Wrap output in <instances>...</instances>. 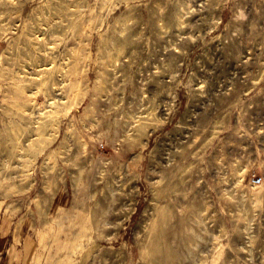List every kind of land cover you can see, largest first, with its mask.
<instances>
[{
	"label": "rangeland",
	"instance_id": "1",
	"mask_svg": "<svg viewBox=\"0 0 264 264\" xmlns=\"http://www.w3.org/2000/svg\"><path fill=\"white\" fill-rule=\"evenodd\" d=\"M0 264H264V0H0Z\"/></svg>",
	"mask_w": 264,
	"mask_h": 264
},
{
	"label": "built area",
	"instance_id": "2",
	"mask_svg": "<svg viewBox=\"0 0 264 264\" xmlns=\"http://www.w3.org/2000/svg\"><path fill=\"white\" fill-rule=\"evenodd\" d=\"M252 181H253L254 184H259L260 181H261V178H259V177L258 178H254Z\"/></svg>",
	"mask_w": 264,
	"mask_h": 264
}]
</instances>
